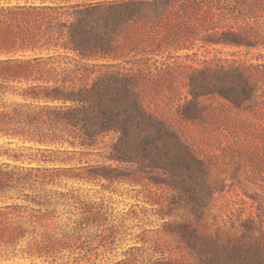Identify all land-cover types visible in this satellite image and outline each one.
I'll use <instances>...</instances> for the list:
<instances>
[{
    "label": "rangeland",
    "instance_id": "1",
    "mask_svg": "<svg viewBox=\"0 0 264 264\" xmlns=\"http://www.w3.org/2000/svg\"><path fill=\"white\" fill-rule=\"evenodd\" d=\"M142 1L124 19L98 13L86 62L98 83H133L171 135L131 161L109 133L47 163L63 169L47 244H0V264H196L193 233L264 264V0Z\"/></svg>",
    "mask_w": 264,
    "mask_h": 264
},
{
    "label": "trees",
    "instance_id": "2",
    "mask_svg": "<svg viewBox=\"0 0 264 264\" xmlns=\"http://www.w3.org/2000/svg\"><path fill=\"white\" fill-rule=\"evenodd\" d=\"M144 3L0 0V244L15 246L27 236L30 246L47 244L39 227L55 223L59 204L47 185L63 169L46 164L64 162L61 154L98 151V136L115 133L113 158L131 161L171 135L147 112L133 83H98V64L86 62L98 59V13L120 20ZM242 83L248 92L249 81ZM192 235L205 243L188 245L200 252L196 264H257L242 246Z\"/></svg>",
    "mask_w": 264,
    "mask_h": 264
}]
</instances>
